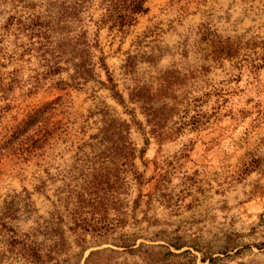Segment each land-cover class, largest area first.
<instances>
[{
    "label": "rangeland",
    "instance_id": "obj_1",
    "mask_svg": "<svg viewBox=\"0 0 264 264\" xmlns=\"http://www.w3.org/2000/svg\"><path fill=\"white\" fill-rule=\"evenodd\" d=\"M25 5L0 0V137L32 107L56 96L69 102L55 111L65 131L43 157H0V264H24L8 250L7 239L33 226L27 204L37 215H69L81 185L99 173L109 179L111 160L119 165L117 187L102 183L89 195L102 206L82 210L96 220V230L110 234L88 231L78 240L62 226L70 251L59 255L61 264H264V0H146L125 33L101 24L92 0L87 30L96 35L125 100L124 87L132 85L122 74L126 53L139 60L159 49L152 64L136 65L133 77L146 88L157 87L159 76L170 80L169 90L147 104L172 106L164 122L168 138L148 133L138 104L124 102L143 128L131 127V141L138 148L147 138L145 166L136 154L132 162L146 180L152 177L139 186V201L123 158L97 145L98 123L89 112L105 103L120 117L127 114L93 80L72 88L63 84L65 71L45 73L18 32L15 20L27 14ZM199 50L207 55V68L197 73ZM98 76L104 79L102 71ZM117 215L120 224L110 220ZM120 234L132 235V249L116 246Z\"/></svg>",
    "mask_w": 264,
    "mask_h": 264
},
{
    "label": "trees",
    "instance_id": "obj_2",
    "mask_svg": "<svg viewBox=\"0 0 264 264\" xmlns=\"http://www.w3.org/2000/svg\"><path fill=\"white\" fill-rule=\"evenodd\" d=\"M26 4L28 8L24 17L16 18L18 32L23 33L27 38L26 50L34 51L36 57L45 68L48 75L57 74L60 71L66 72L67 81L63 82L65 86L79 88L91 80L98 85L106 88L109 96L123 108L127 114V119L120 117L114 110V107L101 103L90 115L96 116L98 123L97 145L100 146L103 153L111 155L119 154L123 159L120 162L130 172L131 180L136 183L138 192L135 201H139L141 193L139 186L144 185L148 180L143 177L142 172L133 169V158L135 154L140 162L145 166L143 153L147 138L143 139V146L136 147L131 141L130 129L134 127L143 132L141 122L136 119L133 108H127L125 101L138 104L141 113L144 114L145 125L148 126L150 133L157 140L168 138L169 127L165 126L166 116L172 112V106H166L162 103L159 107H151L148 102L155 99L160 91L169 90L168 77L159 76L160 81L157 87H147L144 84L139 85L133 77L136 65L139 62L152 64L160 55L150 52L144 57L137 59L136 54L126 53L122 60V74L128 75L131 87L125 86L126 100L122 93L116 88L110 72L104 61V55L98 45L96 35L87 30L88 22H91L90 6L92 0H12ZM97 7L100 10L99 21L101 24L107 23L108 28H115L118 32L125 33L135 20V15L145 11L146 0H96ZM38 8V9H36ZM10 20L12 18H9ZM13 20V19H12ZM201 52V50H199ZM218 51H215V53ZM218 56V55H216ZM198 70L200 73L207 68L205 60L207 55L200 53L196 57ZM102 71L104 79H100L98 74ZM0 84L2 85L1 81ZM68 99L62 96H56L54 99L44 102L39 106L28 110L22 119H20L5 135L0 137V157L5 153L12 155L18 160H28L30 158H41L47 145H54L60 139V135L65 131L64 123L60 119H55L56 109L66 107ZM63 110L58 111L62 113ZM159 111V112H158ZM67 122V121H66ZM82 145V144H81ZM79 146H77L78 148ZM113 169L107 172V181L102 180V174H98L95 180H90L81 185L80 190L75 192L76 198L73 200V211L69 215H62L60 211L52 210L47 215H37L34 207L26 205V216H33V226L21 236L12 235L7 239L8 250L12 251L17 257H20L24 264H61L65 254L70 251V242L64 233L63 227L70 233L77 236L79 240L83 233L94 232L98 236H105L108 231L96 230L94 222L89 221L83 216L84 207H89L90 211L96 210L102 206L100 200L91 199L90 194L94 189H100L102 183H109L108 188L114 190L118 182V164L112 161ZM41 170L43 171L42 165ZM43 180H38L37 188H40ZM87 195V198L82 197ZM14 197V196H13ZM18 197V196H16ZM64 200V199H63ZM62 200V201H63ZM61 202V201H60ZM5 203V202H4ZM6 204V203H5ZM116 204L115 200L111 201ZM88 213V211H84ZM92 215L93 212H90ZM93 217V216H91ZM90 219V218H89ZM114 223H122L120 215L110 219ZM63 226V227H62ZM108 230V229H107ZM77 239L73 241L78 242ZM115 240V239H114ZM116 246L125 249H132L134 239L132 235L120 234L116 238Z\"/></svg>",
    "mask_w": 264,
    "mask_h": 264
}]
</instances>
